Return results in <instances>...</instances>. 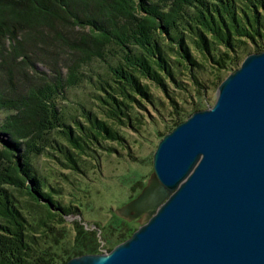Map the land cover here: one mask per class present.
<instances>
[{"label":"trees","instance_id":"16d2710c","mask_svg":"<svg viewBox=\"0 0 264 264\" xmlns=\"http://www.w3.org/2000/svg\"><path fill=\"white\" fill-rule=\"evenodd\" d=\"M263 42L264 0H0V264H64L101 251L80 221L71 242L62 237L63 217L78 214L79 204L59 201L82 190L71 182L53 189L57 199L44 192L49 179H39L36 158L82 175L100 150L112 151L104 142L122 141L120 128L138 122L137 108L160 101L174 110L168 133L190 115L171 90L196 86L192 112L203 109L205 63L218 86L222 70L238 68ZM96 60L106 62L105 74L87 73ZM83 83L89 97L65 106L66 89ZM152 87L163 96L157 104ZM134 183L130 200L146 185ZM133 230L126 224L107 249Z\"/></svg>","mask_w":264,"mask_h":264},{"label":"water","instance_id":"95a60500","mask_svg":"<svg viewBox=\"0 0 264 264\" xmlns=\"http://www.w3.org/2000/svg\"><path fill=\"white\" fill-rule=\"evenodd\" d=\"M152 168L117 209L145 221L110 251L64 264H264V49L159 140Z\"/></svg>","mask_w":264,"mask_h":264},{"label":"rangeland","instance_id":"374dc122","mask_svg":"<svg viewBox=\"0 0 264 264\" xmlns=\"http://www.w3.org/2000/svg\"><path fill=\"white\" fill-rule=\"evenodd\" d=\"M108 57V60L106 58L107 63L111 64L112 57L111 55H108ZM240 63L241 60L233 67L239 66ZM205 65L208 68L207 74L204 75L202 72H199L198 76H200L201 81H204L206 77H208L207 79L210 81L206 84V90H203L202 93L204 108H207L215 101L217 80L213 71L212 74L210 72L212 70V68H209L210 65L208 63H205ZM36 67L38 70L48 71L40 64H36ZM87 67L88 74L92 72L105 74L107 71L106 62H99L97 60ZM230 72H232V70L224 69L220 73L225 77ZM187 87V91L171 90V92L179 93L185 98L186 102L182 104V106L186 108L183 115H186V117L192 113L193 105L191 104L197 99L195 91L196 86L188 85ZM151 92L157 104L159 98H163L162 93L155 87L151 88ZM88 94H90L89 88L84 83L80 87H69L66 89L67 98L64 101L65 103H63L66 106L68 101H85L87 97H89ZM173 111L169 103L164 101H160L157 107L145 104L144 109L137 108L135 112L138 122L134 125L137 130L134 126L129 127V125L121 127L120 134H123V140L104 142L103 144H105L106 147L109 146L112 151L104 152L100 150L99 152L101 155L99 157L97 156V162L95 161L96 159L92 162V158L88 160L86 163L88 169H82V175L70 172L69 169H59V166L53 162L52 164L50 163L46 155L35 159L34 166L38 168V171L41 169L39 179L44 177L49 179L46 184L41 183L44 192L53 194L55 199H57L60 195L58 192L53 191V189L56 190V187L62 183L66 185L67 188L71 182H75V188L77 185L78 189H80V191L82 190L81 196L79 191H73V193L77 195L73 196L72 191L66 190V194L63 195L62 201H59V203L65 205L70 204L72 201L73 204L74 202L79 204V213L77 212L78 214L63 217L64 221L59 225L60 228H65L63 230L58 229L60 230L58 232L61 234L62 230L61 235L65 238L66 242L72 241L75 235L74 224L76 221H80V224L84 228L86 227L87 230L92 229L97 233V238L101 244L100 253H105L110 251L107 249L109 246L106 240L112 237L113 241L122 227L128 224L129 227L135 230L145 221L144 214L128 219L120 216L117 209L130 201L131 196L139 190L140 186L134 189L132 188L136 184L134 182L140 181L146 184L148 181L153 172V152L159 140L162 138L161 133H165L173 125V123H168L171 120L170 117ZM4 116L3 110H0V122ZM167 125L168 127H165ZM49 164L53 167H49ZM50 171L56 174L54 178ZM58 174H63L64 176L69 174V181L65 182L59 180ZM50 187L52 189H50ZM132 232H128L129 235H131ZM125 239H127V237ZM118 243H116V245Z\"/></svg>","mask_w":264,"mask_h":264},{"label":"bare ground","instance_id":"6f19581e","mask_svg":"<svg viewBox=\"0 0 264 264\" xmlns=\"http://www.w3.org/2000/svg\"><path fill=\"white\" fill-rule=\"evenodd\" d=\"M74 67V66H73Z\"/></svg>","mask_w":264,"mask_h":264}]
</instances>
